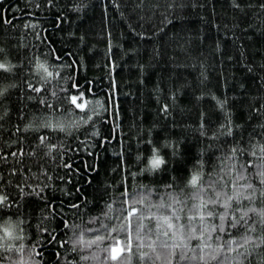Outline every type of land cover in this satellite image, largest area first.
I'll return each instance as SVG.
<instances>
[{"label": "trees", "instance_id": "16d2710c", "mask_svg": "<svg viewBox=\"0 0 264 264\" xmlns=\"http://www.w3.org/2000/svg\"><path fill=\"white\" fill-rule=\"evenodd\" d=\"M136 2L0 0V62L16 66L0 70V87L7 88L0 98L6 129L0 130V156L7 157L0 161V189L10 204L0 205V264H175L179 253L166 255L165 240L188 245L196 259L184 264H218L213 257L221 256L228 236L219 233L218 242L216 232L205 233L189 241L175 227L163 236L159 197L171 203L164 191L169 185L173 194L192 191L186 187L191 176L215 174L217 157L230 148L243 150L238 163L264 156V115L257 111L264 110V0H238L243 11L232 0H145L143 8ZM37 61L53 73L49 83L40 79ZM78 90L81 108L64 101ZM41 116L50 126L32 123ZM226 118L231 135L221 134ZM29 124L28 131H15ZM38 136L48 147H36ZM17 137L26 153L20 163L11 156ZM154 152L165 164L148 172ZM252 183L256 198L244 200L242 211L256 210L249 215L259 234L264 185ZM81 233L85 243L74 244ZM97 235L101 240L90 243ZM125 235L131 251L111 260L104 251L114 242L109 237L123 242ZM228 255L237 264V253Z\"/></svg>", "mask_w": 264, "mask_h": 264}, {"label": "snow or ice", "instance_id": "6c2138e0", "mask_svg": "<svg viewBox=\"0 0 264 264\" xmlns=\"http://www.w3.org/2000/svg\"><path fill=\"white\" fill-rule=\"evenodd\" d=\"M49 3H51V0H49ZM232 4L235 9L243 11V8L239 4L238 0H232ZM144 5L145 0H137L135 8H143ZM249 7H251V5H249ZM259 7L264 9V4ZM261 14L264 15V13ZM180 50L184 51L185 46L180 45ZM15 67L16 66L12 65L10 62H0V70L11 72ZM261 67H264V65H261ZM36 69L38 73H40L41 70L43 72V74L40 75V79L44 83H49L53 73L45 67V63L37 61ZM249 70L251 71V68H249ZM201 76L206 79V77H204V73H201ZM201 83H203V79L201 80ZM29 87L37 94L41 91L40 87L32 85L31 83L29 84ZM73 87L77 86L73 85ZM6 91L7 88L0 87V98L4 96ZM156 91L157 98L159 99L160 90L157 89ZM177 94L178 93H173L170 98L175 101ZM78 100L80 101L79 103ZM64 101L68 105L74 106L75 108H81L83 105V97L79 90L76 95L68 93L64 97ZM225 104L226 100L220 102L218 106L223 109ZM48 107H51V105L49 104ZM171 107L174 108L175 103H173ZM160 110L166 115L171 114L169 105L167 104H161ZM257 111L261 112V115H264V110L258 109ZM4 114L6 115V113ZM201 116L203 118V113ZM0 120H3V115H0ZM32 123L37 124L38 128L50 126V122L45 116L36 117ZM56 123L59 126L60 120L57 119ZM31 127L32 124L27 125L23 129L19 126H15V131L17 133L21 131L26 132ZM0 130H6L4 129V125L2 123H0ZM200 131L202 134L204 133L203 124L201 125ZM221 134L231 135V132L227 131V118L226 128ZM13 143H18L19 147L16 151L11 153V156L15 158L17 163H20L26 154L23 139L21 137H17ZM41 146L48 147L44 136H38L36 140V147L39 148ZM4 147H11V144H5ZM2 150L3 149L0 148V151ZM238 151L243 150L238 147L230 148V154H224L221 157H217L219 164L214 167L215 174L209 173L207 179H203L202 172L200 170L194 173L186 185V187H191L193 189L192 191L187 193L182 191L180 193L173 194L169 191L171 185L164 190L171 203L165 204L163 202L164 197H159L162 201L159 208L163 209L164 213H166V215H162L160 217L166 225V230L163 231L162 235L168 237V230L175 227L181 238L186 237L189 241L192 239H203L205 233L211 237V234L216 232V240L220 242L219 233H224L228 236V239L222 242L221 256L213 257L214 259H218V264H234L231 257L228 255V253L233 251L236 252L238 256L237 264L245 261L247 264H264V211L259 213L261 216V219L258 222L260 225L259 234H257V221L253 220L252 216L249 215L250 212H255L256 210L254 208H249L248 211H242L245 207L243 203L244 200H247L249 204H251L256 198L257 188L253 185L252 180L256 179L260 182V184L264 185V156H256V160L251 164L247 162L238 163L236 157V153ZM27 154L33 155L34 151ZM253 155L256 154L253 153ZM137 158L139 159V157ZM0 161L6 162L7 157L0 156ZM164 164L165 161L154 152L150 160V166L146 170L148 172H157L162 169ZM65 167L71 166L65 165ZM216 168H218L219 171H216ZM249 168L254 169V171L252 173H248ZM229 189H231V191H229ZM150 195V191L147 194L140 193L138 195V199L134 200L133 203L140 204L147 198V196ZM181 197L183 198L181 199ZM260 199L261 202L264 203V188H261L260 190ZM0 205L4 207L10 206L8 194L4 193L2 189H0ZM73 207H76V205H73ZM129 214L135 215L136 208L132 207ZM181 214L183 215L185 221L183 224L179 223L181 220ZM145 219H147V217H145ZM137 220V229H139L141 227L139 217H137ZM173 220L176 221L175 224L172 222ZM8 223L10 224L11 222ZM19 223L20 222H16L15 227L18 228ZM65 226L67 227V225ZM74 227H78V225ZM4 231L11 236V233L8 232L7 228H5ZM113 231H116V229H113ZM121 231L127 234L128 227L124 226ZM155 231L156 229L154 227L151 225L148 226L147 234L152 235ZM197 232H199V236H197ZM234 232L238 238H233ZM109 239H112L114 242L106 247L104 251L111 253L109 257L111 260L117 261L126 250L131 251V244L127 235H125V240L123 242L118 238V236L109 237ZM100 240L101 237L97 235L95 240L90 241V243H96ZM73 243L83 245L85 243L83 233H81V235L78 236ZM207 246V243L202 246L198 245V247L202 248ZM160 247L168 256H175L178 251L179 255L178 258L175 259V264H184L185 261L190 262L196 259L195 256L188 255L189 248L186 243L170 244L167 240H165L161 243ZM223 248H226L227 250L223 251ZM158 258L159 257H157V259ZM0 259H2V254H0ZM84 259H87V257H84ZM201 259H203V257H201Z\"/></svg>", "mask_w": 264, "mask_h": 264}]
</instances>
